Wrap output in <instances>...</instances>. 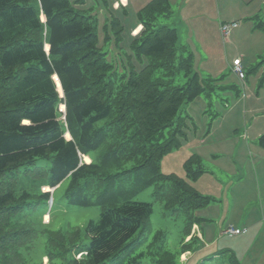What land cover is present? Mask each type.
Instances as JSON below:
<instances>
[{
  "label": "trees",
  "instance_id": "obj_1",
  "mask_svg": "<svg viewBox=\"0 0 264 264\" xmlns=\"http://www.w3.org/2000/svg\"><path fill=\"white\" fill-rule=\"evenodd\" d=\"M80 2L0 0V264H142L146 253L175 264L190 251L172 253L163 231L148 246L155 251L138 253L154 210L136 197L163 188L167 205L188 213L211 203L190 183L207 173L199 155L186 162V179L162 173L161 162L180 145L182 107L212 87L178 29L158 25L174 13L170 0H151L140 12L124 70L100 45L98 22ZM114 26L118 42L124 28ZM258 144L264 148V136ZM67 179L68 203L99 207V218L65 231L50 230L42 218L40 229L28 214L53 202L45 188ZM42 232L46 247L35 261ZM208 258L241 264L231 249Z\"/></svg>",
  "mask_w": 264,
  "mask_h": 264
},
{
  "label": "rangeland",
  "instance_id": "obj_2",
  "mask_svg": "<svg viewBox=\"0 0 264 264\" xmlns=\"http://www.w3.org/2000/svg\"><path fill=\"white\" fill-rule=\"evenodd\" d=\"M150 1L78 0L80 6L96 18L100 45L109 52L110 59H114L115 66L120 70H124L123 61L128 59L130 42L141 32L139 14ZM171 3L173 15L160 16L158 25L178 29L180 45L192 52L195 70L202 79L209 81L212 90L182 107L180 145L162 159L161 169L165 175L186 179V162L199 155L207 173L190 183L212 201L208 206L188 213L174 211L172 206L167 205L168 200L159 196L160 191L166 192L163 188L150 187L138 195L136 200L152 203L154 210L150 233L147 231L144 237H147L146 243L138 249V253L155 251L156 246H148L154 244L155 234L163 231L172 253L190 251V255L178 257L175 264H210L208 256L225 248L234 250L242 261L253 251L256 253V244L243 247L242 239H250L251 236L245 237L247 230L241 224L240 235L225 232L235 221L229 220V214L225 212L234 202L233 191L242 187L238 183H247L249 176L236 182L229 171L224 173L223 165L231 162L233 149L238 148L237 153L247 149L246 154H254V147H259L257 137L264 131V84L261 82L264 65L260 66L264 57V28L257 26L258 21L264 22V0H172ZM232 22L239 25L225 38L221 24ZM114 23H120L124 28L118 42L119 27ZM238 60L245 73L243 79L234 72ZM186 82L184 74L176 78L178 85L183 86ZM59 90L63 94L61 88ZM215 154L219 156L217 161L213 157ZM85 161L91 162L89 157ZM230 166L234 168V164ZM239 166L246 167L245 171L249 173L253 172L251 164H246V161H241ZM69 182V179L65 180L54 191L45 188L44 191L53 193V202L51 200L38 211L30 212L28 219L39 227L38 222L43 218L53 231L69 228L83 230L90 220L98 219L101 214L99 207H77L68 203L65 192ZM169 184L166 183V187ZM197 219L200 220L197 222ZM193 224L198 227L197 233L192 229ZM234 224H239V220ZM191 229L195 234L187 238ZM193 237L195 239L190 243ZM45 247L46 235L43 234L35 244V261H39ZM243 262L261 264L258 259ZM43 264H50L48 258L43 260ZM142 264L159 263L155 256L146 253Z\"/></svg>",
  "mask_w": 264,
  "mask_h": 264
},
{
  "label": "crops",
  "instance_id": "obj_3",
  "mask_svg": "<svg viewBox=\"0 0 264 264\" xmlns=\"http://www.w3.org/2000/svg\"><path fill=\"white\" fill-rule=\"evenodd\" d=\"M262 136H264V131L258 135V140ZM237 149H233L232 153H230V156L232 155L231 162L228 165H223L225 168L224 173L229 171L236 182L248 176L249 180L247 183L243 181L238 183L242 187L239 190L237 188V191H233L234 202L229 205V209L225 213L229 214V220L230 218L231 220H235L231 222L230 226L240 229V226L243 225V229L247 230L245 237L251 236L250 239L245 237V239H242L241 244L243 247L246 248L247 245L252 246L256 244V253L254 254L253 251L250 257L247 258L245 256L243 260L255 259L256 261L258 259L261 264H264V148L260 145L259 147H254V154L251 155L246 154L247 149H242L238 153L236 152ZM242 153L245 155L244 157H242ZM213 157L216 161L219 158L218 154H215ZM241 161H246V164L250 163L253 172L249 173L247 170L245 171L246 167H240ZM231 164H234V168L230 166ZM236 220H239V224L235 226ZM193 229H195V233L198 232L197 226H194ZM195 233H192V235ZM200 236L202 235L200 234ZM184 255H190V252ZM243 260L241 264H245Z\"/></svg>",
  "mask_w": 264,
  "mask_h": 264
},
{
  "label": "built area",
  "instance_id": "obj_4",
  "mask_svg": "<svg viewBox=\"0 0 264 264\" xmlns=\"http://www.w3.org/2000/svg\"><path fill=\"white\" fill-rule=\"evenodd\" d=\"M238 22L232 23H223L221 24V32L225 38H227L231 32L238 27ZM234 72L239 76V78H245L244 70L241 66V62L238 60L234 65ZM227 234L230 235H240L242 233L241 229L235 228L234 226H230L227 231Z\"/></svg>",
  "mask_w": 264,
  "mask_h": 264
},
{
  "label": "water",
  "instance_id": "obj_5",
  "mask_svg": "<svg viewBox=\"0 0 264 264\" xmlns=\"http://www.w3.org/2000/svg\"><path fill=\"white\" fill-rule=\"evenodd\" d=\"M50 50V47H49V49H47V51H49ZM55 79H56V81L58 80L59 81V79H58V77H55ZM58 81H57V83H58ZM61 85V84H60ZM58 87H59V85H58ZM62 88V87H61ZM63 91V90H62ZM62 96H63V94H62ZM62 110L64 111L65 110V107H64V109L62 108ZM55 190V189H54ZM53 190V191H54Z\"/></svg>",
  "mask_w": 264,
  "mask_h": 264
}]
</instances>
